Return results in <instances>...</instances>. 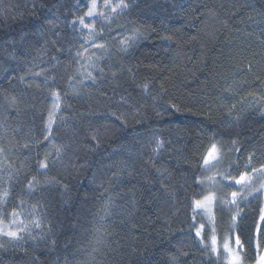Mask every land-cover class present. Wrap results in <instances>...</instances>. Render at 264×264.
Listing matches in <instances>:
<instances>
[{"label":"trees","instance_id":"trees-1","mask_svg":"<svg viewBox=\"0 0 264 264\" xmlns=\"http://www.w3.org/2000/svg\"><path fill=\"white\" fill-rule=\"evenodd\" d=\"M89 2L0 0V189L9 213L25 201L29 229L0 236V264H228L195 237L190 205L205 187L197 178L236 175L249 157V170L264 165V112L252 104L264 88V0H125L122 11L100 8L111 17L95 23L105 47L83 52ZM52 91L61 107L45 140ZM212 142L222 154L205 172ZM260 207L264 195L240 201L235 222V206L213 209L218 238L244 242V264H256Z\"/></svg>","mask_w":264,"mask_h":264},{"label":"snow or ice","instance_id":"snow-or-ice-1","mask_svg":"<svg viewBox=\"0 0 264 264\" xmlns=\"http://www.w3.org/2000/svg\"><path fill=\"white\" fill-rule=\"evenodd\" d=\"M35 6V5H34ZM87 11L80 17H78V23L80 25V31L83 32L85 29L87 30V35L83 37V43L81 44V48L83 52H87L88 49L85 47L87 44H91L96 48H104L105 45L103 43H97V37L100 36L103 32V29L97 30L95 27L96 18H102L107 21L109 24L111 23V17L106 14L105 11L99 10L101 7L103 9H111L112 12H116L117 9L121 11L128 7V4L125 3V0H119V3L112 5L111 0H103V5L98 4V0H90L87 3ZM85 17L91 20L90 23L85 22ZM77 21L72 22L73 28L76 27ZM131 37H125L121 43L130 46ZM126 50V48L124 49ZM82 51H77V56H83ZM55 59V57H53ZM89 61H91L92 57H87ZM95 67V65H92ZM100 73L103 74V68L99 69ZM33 76H40V72H35L32 74ZM115 75V73H113ZM88 77L92 80L93 84L96 82V77L92 75L91 72L88 73ZM24 78L21 77V80ZM48 77H44V83L47 84ZM143 87L145 89L148 88V84H144ZM227 91V89H226ZM51 96L52 100V108L48 112L47 120L45 123V129L47 135L44 136L45 140H48L52 134L53 126L56 124L57 113L60 111L61 107V95L59 91H52ZM11 102L15 104L17 102L16 97L11 98ZM112 115H115L113 113ZM118 118V117H117ZM63 120V117H60ZM93 140H96L97 137L92 136ZM51 142V141H50ZM235 143V142H233ZM163 146L162 141L157 142V149ZM24 147H28L27 144ZM63 146L55 147V152L57 158L60 157L62 153ZM5 149L0 146V156H3ZM221 146H219L218 142H212L210 146L206 149L205 153L201 157V169L203 171H207L209 168L214 167L216 164L220 162L221 158ZM48 155L38 161V167L41 170H46L49 167L48 164ZM6 159V157H5ZM251 157H249V164L245 166V170L239 172L236 175L229 174H220L221 180L217 181L215 176H202L196 179V184L205 186L202 187L201 190L194 194L191 200V211H192V224L191 228L195 229V237L200 238V243L204 247L205 250L210 251L211 253L217 256L224 254L228 264H243V256L242 251L244 248V242H242L239 235H236L234 240L231 235H225L222 239L218 238L217 228H216V218L213 212V209L218 204L224 207L235 206L237 208V212L235 215L231 217L232 221L235 222L237 217L239 216V203L242 200H248L249 198L258 199L260 196L264 195V165H261L260 168L250 167ZM10 167V166H9ZM0 171H3V168H0ZM11 178V174H10ZM223 181H228L229 183L225 185L222 183ZM206 182L209 185L220 184L221 188H234L235 190L231 191L230 199L226 198V196H218L215 191H206ZM40 183V180L36 175H33L31 179L27 182V189L31 193L35 190L37 184ZM163 184V181H161ZM258 184V186H256ZM11 192L9 188L0 189V236L7 237L10 240H21L23 236L21 233L28 232V225L24 220V211L23 205L25 201L20 200V203L14 205L12 211L9 213L3 205H5L10 198ZM199 197V198H197ZM110 199V198H109ZM108 208V204L105 205V209ZM33 210H35V205H33ZM31 215V214H29ZM200 217L202 222L197 226V218ZM206 217V220L203 218ZM35 227L39 228V221H34ZM255 241V248L257 251V259L256 264H264V251H261L264 248V207H260L258 219L253 222V236L251 237ZM54 243V242H53ZM0 247H3L0 244ZM175 259V258H173Z\"/></svg>","mask_w":264,"mask_h":264},{"label":"rangeland","instance_id":"rangeland-1","mask_svg":"<svg viewBox=\"0 0 264 264\" xmlns=\"http://www.w3.org/2000/svg\"><path fill=\"white\" fill-rule=\"evenodd\" d=\"M111 3H114L112 5L115 6V4L119 3V0H113ZM98 4L101 5L100 0H98ZM96 19H98V17ZM85 22H91V20L89 18L85 17ZM252 99H253L252 104L254 106H257L258 108L262 109V111L264 112V88H263L262 93L260 94L259 97H254ZM256 186H258V184ZM208 191H211V188H209ZM243 264H244V260H243Z\"/></svg>","mask_w":264,"mask_h":264}]
</instances>
